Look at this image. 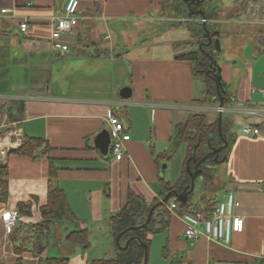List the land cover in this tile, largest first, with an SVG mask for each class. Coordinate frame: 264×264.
Returning <instances> with one entry per match:
<instances>
[{
    "label": "crops",
    "instance_id": "1",
    "mask_svg": "<svg viewBox=\"0 0 264 264\" xmlns=\"http://www.w3.org/2000/svg\"><path fill=\"white\" fill-rule=\"evenodd\" d=\"M66 1L0 0V126L19 132L22 142L40 138L51 148L46 152L43 145L33 156H22L16 152L20 142L6 155L3 163L9 169L8 198L0 204V264H14L20 257L25 264H38L40 256L48 257L47 247L42 255H36L34 244L49 237L52 226L57 238L72 248L70 252L77 249L66 242V237L75 229L89 232L88 250L93 249L91 241L99 235L111 243L105 247H112L110 218L126 205L129 193L147 203L159 198L161 179L167 180L169 167L159 168L156 159L182 145L178 142L179 124L193 113L206 114L210 122L219 116V106L208 100L206 80L193 75V62L188 55L197 48L188 44L194 38L187 25L181 26L188 31L187 39L165 32L155 38L159 40L153 47L137 52H132L135 47H124L114 37V24L123 16L150 5H164L165 0H80V20L71 33L63 35L61 40L69 46V52L62 55L54 47L52 30ZM243 1L218 6L217 22L229 26H219L217 31V22H210L213 36L222 38L224 44L229 37L240 42L243 35L238 32L243 29L244 42L251 46L249 54L243 53L245 57L235 48L234 56L228 62L222 61L221 76L217 77L226 99L223 116L233 121L235 140L222 161L226 165L223 177L217 171L221 184L214 195L215 204L234 193L241 202L236 214L244 219V229L233 233L229 244L205 238L192 242L184 237L182 215L172 211L165 230L168 236L163 260L155 264H264V96L260 92L264 89V9L257 1L240 19L227 17L228 10ZM212 3L215 5V1ZM2 8L10 9L9 13L1 14ZM182 18L189 22L203 19ZM21 22L28 23L27 31H21ZM120 27L121 31L128 30L126 25ZM175 29L169 27L170 32ZM184 45L190 50L181 49ZM214 51L218 57L223 54L216 46ZM129 59L138 74L129 72L123 81L114 79L112 63ZM240 64L244 65L242 70ZM216 72L217 66L215 75ZM220 80L225 81V86ZM196 82H202V89ZM123 86L132 89L129 98L120 97L119 88ZM13 102L22 107L15 121L6 112ZM255 108L262 110L260 115L250 113ZM12 112L17 114L16 107ZM112 114L124 123L131 136L120 161L112 157L110 148L108 155H103L94 143L97 134L110 128ZM244 126L259 128L260 134L246 135ZM12 139L17 141L16 136ZM183 146L180 172L186 158V145ZM50 159L55 168L52 175ZM180 175L175 173L167 181L172 186ZM50 184L63 190L74 217L50 223L46 235L33 226L44 223L41 207L47 204ZM21 203L30 206L31 213L20 211L16 226L20 230L13 241L5 231L1 214L9 209L19 210ZM195 204L204 205L198 198ZM169 208L172 210V205ZM19 246H23L21 254L16 251ZM61 246L66 249L62 243Z\"/></svg>",
    "mask_w": 264,
    "mask_h": 264
},
{
    "label": "trees",
    "instance_id": "2",
    "mask_svg": "<svg viewBox=\"0 0 264 264\" xmlns=\"http://www.w3.org/2000/svg\"><path fill=\"white\" fill-rule=\"evenodd\" d=\"M178 1L184 7L180 13L185 19L198 18L199 16L210 19H218L220 17V11H218L220 8L212 3L215 0H201L202 2L197 5V8L194 6L188 8L187 3L183 0ZM257 1L258 0H244L242 3H236L235 7L228 10V17L235 18L244 13H248L249 6ZM193 23H199L200 27L194 28L191 26ZM183 25H187L190 28L193 38L197 39L199 44V48L188 55L193 62V75L197 78L206 77L209 102L214 105H219L221 98L224 97V95L221 90L218 91V78L214 72H212V69L216 68L215 61L217 57V53L214 51L215 39L213 36V24L209 22L203 23L201 21H181L179 19L171 27L178 28ZM207 31H209L212 41L208 47H204L203 43L209 42V38L205 37ZM223 100L226 101V99ZM15 107L17 109L16 115L12 112ZM6 112L8 113L9 118L15 121L20 117L19 115L22 113V107L19 102H13ZM232 127L233 121L230 118L223 116L221 127L222 133H220L218 118L213 123H208V117L204 113H193L189 115L183 123L179 124L178 142L179 144L186 145V158L179 179L172 186L169 181L161 179L162 189L159 193V198H156L151 203H147L144 199L140 198L133 192H130L126 205L117 214L110 218L114 243L117 248L116 254L111 258L92 259L89 264H144L146 254L148 257L147 264H149L152 236L163 232L168 228L172 218V211L179 215H184L186 213L208 215L215 204L216 197L214 195H216L215 192L220 183L217 175L218 164L222 162V160H226L228 152L235 140V135L231 131ZM225 141L228 143L227 147H224L218 155L208 157L199 167L200 173L196 179V187L198 181L201 180V190L198 200L199 202H203L204 205L199 207L197 204L192 203L196 187L195 190L189 194L186 202L179 200L176 194H174V190L177 189L179 192H182L186 188H189L191 184V172L195 171L196 163L213 149L223 146ZM43 145H45L46 152L51 149L49 144L43 139L26 138L16 152L22 156H33ZM174 152L175 150H171L157 156L156 162L159 168L165 161L170 160L173 157ZM50 164L52 175L55 173L52 159H50ZM8 173V166L0 163V204L5 203L8 198ZM167 194H171L169 199L165 204L156 207L150 222L145 227L135 228L146 222L151 209ZM171 201H173L172 204ZM169 205H172V210L169 208ZM20 211L25 215L30 214L31 208L30 206L21 203L19 204V212ZM41 214L44 223L36 224L33 227L36 230H40L41 234L45 233L46 235L50 231V223H58L64 218L73 219L74 217L63 190L53 184H50L49 186L47 204L41 207ZM19 230L20 227H16L9 234L13 241ZM122 232L124 233L120 238L119 244H117L116 238ZM129 239L131 240L128 246L125 249H122L121 247L125 246ZM66 242L71 245L79 246L84 251H87L90 248L89 232L87 230L75 229L68 233ZM34 246V253L39 256L42 255L46 249V246L42 243V238H40ZM16 251L21 254L23 246L16 247ZM14 264H25V262L23 258L20 257ZM38 264H69V258L63 256H40Z\"/></svg>",
    "mask_w": 264,
    "mask_h": 264
},
{
    "label": "rangeland",
    "instance_id": "3",
    "mask_svg": "<svg viewBox=\"0 0 264 264\" xmlns=\"http://www.w3.org/2000/svg\"><path fill=\"white\" fill-rule=\"evenodd\" d=\"M234 1H236V0H215V5L223 6V5L231 4ZM150 4H152L151 1H150ZM183 8L184 7L182 6V4L179 3L178 0H165L164 5L158 4L157 7L150 5V7L146 8V9L138 10L139 12L128 13L127 15L123 16L120 19L119 23L114 24V27H113V28H115L114 37H115V39L119 40V42L124 47H129V48L135 47V49H133L132 52H137L138 49H140V48L146 49L148 47H153L155 45L154 42L159 40V39L155 40V38H157V36H159L161 34H165V32L167 33V35H174V36L179 37L181 39H187L188 38V31H187L186 27L185 28L184 27H182V28L178 27L175 29L174 32L169 31V27H171L179 19L180 20L183 19L182 18L183 15L180 13V11L183 10ZM244 14H242V15H244ZM242 15L235 17L233 19H236V20L240 19L242 17ZM227 17H228V15H227ZM214 22H217V20L214 19L213 23ZM117 25H118V27H115ZM121 25L128 26V30L124 29L121 31L120 30ZM191 26H193L194 28H199L200 24L199 23H193ZM219 26L224 27V26H229V25H226L225 22H221L219 20L215 24L214 29L215 30L217 29V31H218ZM230 26H238V25H230ZM126 31H128V32H126ZM244 32L245 31L243 29L238 32V35H239V33H241L243 35V36H241L240 42L238 41L237 38L229 37V39H227L228 41L226 40L227 44L226 43L224 44L222 38H219L218 36L214 37L216 48L223 50V54L220 53L221 56L216 57V66L218 68V72H216L217 77H218V75L221 76L220 70L223 67L221 64L222 61L228 62V59L230 57L234 56L233 53H235L234 52L235 48L238 49V51L237 50H235V51L239 52L240 55H242L245 52L249 54V48L248 47L251 48V46H247V44H245V42H244L245 36L243 34ZM188 44H191L192 47L198 49V40L197 39H195V38L192 39ZM234 44H236V45H234ZM190 48L191 47L184 45L181 49L190 50ZM230 48H232V49H230ZM120 52L121 51L119 49L118 52H116V53L118 54ZM243 56H244V54H243ZM132 57L134 58V56H132ZM112 64H113L114 79H116V80H120V81L125 80L129 76V72L133 73V74H138V68H136L133 65V62L130 59L128 61H123V62L119 61L118 63H112ZM243 66H244L243 64H240L239 68L242 70ZM111 69H112V65H111ZM202 78L204 80H206L205 79L206 77H202ZM220 81H221V85L225 86V81L224 80L223 81L220 80ZM202 82H196L198 87H200V89H202V87H201ZM133 84H134V82H133ZM124 87H128V86H123V87H120L119 89L121 90ZM135 96H136V94L134 95L133 99H135ZM208 100H209V97H208ZM217 106H219V105H217ZM215 120H213L212 122H210L208 120V123H213ZM9 131L10 130H8L5 126H0V137H3ZM20 142H22V140ZM1 143H3V142L1 141ZM2 146H5V145L3 144ZM183 156H184V146L182 144L181 146L176 148L173 157L170 160H167L166 162L163 163V165H167L169 167L168 171H167V175H166L167 180L172 179V177H173V175H175V173L176 174L181 173L180 170L182 167ZM3 162H5V159L3 160L0 158V163L4 164ZM225 168H226V165L224 162H221L218 164V172H219L220 176H222V174H224ZM200 181H198V183H197L195 196L192 199L193 204L197 203V198H198V195L200 194V190H201ZM220 197H221V193H218L217 198H220ZM51 228H52L51 230H53L52 234L50 236L48 235L49 237H45V238L43 237V239H42V243L47 247V249H49V250H47V252H48L47 256L48 257H58V255H59V256L70 258L71 264H73V263L78 264L79 262H81V264H89L92 259H95V258H111L114 255V251L117 252V248H116L114 241H113L112 247H111V245L108 247L107 246L105 247L104 245H106L107 243L108 244H111V243L109 241L107 242V239H105V237H103V236L101 237L100 235L91 241L93 244V249L84 251L82 248H80L78 246H73L77 250L75 253L70 252L69 250L72 248L69 245H66L64 243V241H61L59 238H57V236L55 234V230H54L55 227L52 226ZM29 231L33 232V231H31V229ZM167 236H168L167 231H163V232L157 233V234L152 236L150 255H149V257L151 258L152 264H155L157 261L161 262L163 260L162 254L164 253L163 250H164V247L166 244L165 240H166ZM39 237L40 236H38L36 238H39ZM35 242L36 241L34 239L33 243H35ZM60 242L63 245H65V248H66L65 250L61 246ZM21 244H22V242H21ZM55 247H57V248H55ZM56 249L58 250V252L54 251Z\"/></svg>",
    "mask_w": 264,
    "mask_h": 264
},
{
    "label": "built area",
    "instance_id": "4",
    "mask_svg": "<svg viewBox=\"0 0 264 264\" xmlns=\"http://www.w3.org/2000/svg\"><path fill=\"white\" fill-rule=\"evenodd\" d=\"M258 6L264 9V0H258ZM80 0H67L62 15L56 17L53 22L52 38L54 47L57 48L62 55L69 52V46L62 42L65 34L71 33L75 26L78 25ZM10 9L2 8L1 14L9 13ZM212 21L208 18L201 19L206 23ZM21 31L25 32L29 29L27 22H21L19 25ZM260 92L264 96V89ZM218 112L224 111V107H218ZM261 109H252L251 114L260 115ZM110 134L111 144L110 153L115 160H122L126 153V142L130 140V134L126 133L124 123L115 115L110 116ZM246 135H259V128L244 126L242 129ZM12 136L17 137V141H13ZM20 133L11 130L3 137H0V158L5 159L9 151L16 148L20 144ZM1 141L3 143H1ZM5 146H2V145ZM241 206V202L234 193H229L225 200L219 201L211 208L208 215L186 213L182 215L184 227V237L192 242H196L201 238H205L212 242L221 244H229L232 235L235 232H242L244 229V219L236 214L237 208ZM21 214L17 209H9L1 214V219L5 225L6 233H11L13 228L17 226Z\"/></svg>",
    "mask_w": 264,
    "mask_h": 264
},
{
    "label": "water",
    "instance_id": "5",
    "mask_svg": "<svg viewBox=\"0 0 264 264\" xmlns=\"http://www.w3.org/2000/svg\"><path fill=\"white\" fill-rule=\"evenodd\" d=\"M184 2L188 1V0H183ZM191 2H195V0H190ZM205 28V26H204ZM205 37H208L209 40H210V43H211V40H212V37L210 36L209 34V31L206 32L205 34ZM209 42L206 43V44H210ZM216 68L212 69V72H215ZM217 89L218 91H220V84H219V81L217 80ZM120 97L122 98H129L131 95H132V89L130 87H124L120 90V93H119ZM220 107H224V100H223V97L221 98V101H220ZM222 119H223V114L222 112H219V116H218V125H219V130H220V133H221V127H222ZM94 143L95 145L100 149L101 153L103 155H108V152H109V148H110V144H111V134H110V130L109 129H103L99 134H97V136L95 137V140H94ZM228 143L225 141V144L224 146H221L219 148H216V149H213L209 154H207L205 157H203L201 160H199L196 164V167H195V171L194 172H191V184L189 186V188H186L185 190H183L182 192H179L177 189L174 190V194H176L177 198L179 200H181L182 202H186L187 199H188V196L190 193H192L194 190H195V187H196V179L200 173V165L210 156L212 155H217L224 147H227ZM225 160V159H224ZM222 160V161H224ZM163 168H165V165H163ZM171 194H167L158 204H156L150 211L149 215H148V218L146 220V222L144 224H142L141 226H137L135 228H141V227H145L151 220L152 218V215H153V212L154 210L156 209V207H158L159 205H162V204H165L167 202V200L169 199V196ZM124 232H122L121 234H119L116 238V241H117V244H119V241H120V238L121 236L123 235ZM132 239V238H131ZM129 239L127 242H126V245L125 246H122L121 248L122 249H125L130 240ZM147 261H148V257H147V254H146V257H145V260H144V264H147Z\"/></svg>",
    "mask_w": 264,
    "mask_h": 264
},
{
    "label": "flooded vegetation",
    "instance_id": "6",
    "mask_svg": "<svg viewBox=\"0 0 264 264\" xmlns=\"http://www.w3.org/2000/svg\"><path fill=\"white\" fill-rule=\"evenodd\" d=\"M202 1L201 0H195V2H191L190 0L186 1L185 3H187L188 5V8H192L193 6L197 8V5H199ZM200 10V9H199ZM198 10V11H199ZM212 41V40H211ZM209 43H210V40H209ZM204 44V47H208L209 44H206V42L203 43ZM220 132V130H219ZM222 133V132H221ZM225 144V143H224ZM224 146V145H223ZM210 153V152H209ZM208 153V154H209ZM218 155V154H217ZM212 156H215V155H212ZM211 157V156H210ZM197 164V163H196Z\"/></svg>",
    "mask_w": 264,
    "mask_h": 264
}]
</instances>
